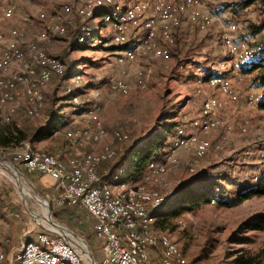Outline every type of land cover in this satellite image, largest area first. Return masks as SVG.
Listing matches in <instances>:
<instances>
[{"label": "rangeland", "instance_id": "1", "mask_svg": "<svg viewBox=\"0 0 264 264\" xmlns=\"http://www.w3.org/2000/svg\"><path fill=\"white\" fill-rule=\"evenodd\" d=\"M63 1L65 0H11L15 6L12 16L9 19H1L0 13V33L3 34L0 47L14 45L23 48L30 42L35 43L49 56L60 60L64 67H67L65 63L77 62L81 75L79 77L77 74L75 80L62 77L52 79L42 89L45 107L38 118L24 117L22 97L16 101L13 122L5 124L0 119V130L10 129L15 133L16 124V128L22 133L17 136L22 140L7 149L0 148V165L3 162L8 163L7 161L13 163L25 188L33 197L48 204L53 221L84 240L93 257L97 258V250L102 253L101 243L94 237L91 224L84 214L78 209L57 207L55 200L60 191L56 190L57 193L50 195L30 186L32 180L25 176L23 168L19 163L16 165L12 157L17 159L27 148L33 150V145L46 148L52 145L57 153L54 152V155L64 157L73 147L65 138L66 128L74 125L78 130H93L94 127L87 120L86 111L95 108L99 126L106 133L101 145H107L116 153L112 161L99 166L98 172L112 187L119 181L129 182L128 187H134L144 183L145 171L131 180L127 179V171L123 174H120V169L117 173L112 171V165L122 156L125 149L134 142L140 143L149 138L158 130L160 120L165 115H171V120H163L164 123L173 122L186 127L188 131L196 132L194 123L200 119L202 102L209 97H217L225 102L220 117L227 122L228 127L212 132L207 139L213 144L222 143V149L217 152L211 150L196 162L193 161L192 154L178 150V165H168L164 174L150 180L151 185L166 200L160 212H155V220L162 222L157 230L166 232L191 264H231L240 252L254 255L264 248V228L251 230L246 226L251 224L256 216L264 215V196H255L233 204L234 196L230 192L223 195V200L217 204L202 203L168 220L159 216L167 209L166 204L180 185L188 182L202 185L206 181L215 183L217 179L224 177L240 178L243 181L251 178L256 181L260 175L257 171L264 169V157L259 154L260 149L264 147V111H259L257 105H251L247 100V95L248 98H262L263 87L259 85L261 80H257L259 72L245 75L241 67L243 65L234 59L223 43V35L228 34L234 44L238 41L244 42L241 38L249 42L251 40L253 45L258 44L261 37H256L250 32L253 26L260 25L264 19L263 0H252L247 7L243 4L249 0H201L202 18L184 21L180 28L175 30L172 45L165 56L157 57L141 50L132 60L122 64L116 59L120 53L124 54L125 48L120 47L125 46L113 43L111 30L100 23L101 17L82 21L72 16L61 22L64 34L59 35L51 31V20ZM100 25L103 27L98 34ZM15 26H21L23 31ZM231 26L234 27L232 31ZM9 27L12 28L8 31V37H5L3 29ZM93 27L96 28L94 33L97 34L94 39L91 38ZM77 28L79 35L74 39ZM104 28L109 31L111 39L105 40ZM11 29L17 30L16 37L10 36ZM20 33L21 37L25 36L29 40L20 41ZM39 33L46 35L45 42L37 40ZM82 36L85 40L80 43L78 39ZM212 72H219L222 75L220 77L230 80L238 91V101L235 104L228 103L216 87L208 84L204 76L207 77ZM111 81H121L127 88L124 92H110ZM72 96L76 97V104L70 103L69 98ZM5 105L0 106V114L8 109ZM52 112L63 117L59 131L51 138L31 143V133L34 129L45 127ZM191 122L194 129L190 126ZM241 128H245V132H241ZM115 132L125 139L114 140L112 133ZM249 139L252 143L247 144ZM101 145L76 148L80 153L96 152ZM46 148L40 150L43 152ZM164 159L165 156L158 161ZM260 166L262 167L259 168ZM104 172L105 178L110 177V180L104 178ZM52 187L55 188L54 185ZM240 187H243L242 184ZM229 189L232 191L236 187L231 185ZM19 190L9 176L0 170V206L14 215L13 225L15 223L19 229L33 233L44 230V227L31 217L32 212H39L37 203L31 198L22 200ZM83 264L90 262L84 261Z\"/></svg>", "mask_w": 264, "mask_h": 264}, {"label": "bare ground", "instance_id": "2", "mask_svg": "<svg viewBox=\"0 0 264 264\" xmlns=\"http://www.w3.org/2000/svg\"><path fill=\"white\" fill-rule=\"evenodd\" d=\"M2 5L4 7L0 8L1 19H9L15 10V6L11 0L2 1ZM139 10H143V26H138L135 22H126V16L130 13H139ZM201 12V0H141V3L140 0H78L77 3L65 0L60 4L58 12L51 20V31L59 35L64 34L63 23L61 22L70 19L72 16L82 21L93 20L96 16L101 17L100 23L111 30L113 43L125 46L124 54L120 53L116 59L119 64H122V62L132 60L141 50L157 57L165 56L168 48L172 45L175 30H178L184 21H194L198 17L202 18ZM158 13L165 15L161 16ZM122 26H125V30H122ZM230 30H234V27L231 26ZM9 34L16 37L18 33L16 29H11ZM2 40L3 34L0 33V43ZM37 40L45 42L46 35L39 33ZM84 40L85 37L82 36L79 37L78 42L82 43ZM223 43L234 59L242 65H250L261 59L257 49L250 47L243 41L234 44L232 37L228 34L223 35ZM64 68L60 60L49 56L44 49L37 47L32 42L23 48L14 45L7 48L0 47V106L2 107L5 104V106H8V109L0 114L1 121L5 124L13 122L16 115V101L20 97L24 101L22 115L29 119L40 117L45 107L42 89L52 79L61 78L65 73ZM208 84L216 87L225 96L228 103L235 104L238 101L239 93L227 78L214 75L208 79ZM109 85L110 92L113 93L124 92L127 88L121 81H111ZM234 94H236V98ZM69 99L70 103H77L75 96ZM247 100L251 105H257L260 97L250 96L248 98L247 95ZM224 107L225 102L217 97H209L203 101L200 108V119L197 123H194L196 132H191L190 129L188 131L186 127H177L164 161H150L143 173L144 183L134 187H128L122 181L112 187L98 172L99 166L112 161L116 153L114 149L107 145H101V140L106 137V133L99 126V118L95 108L86 111L87 120L94 127L93 130H78L74 125L66 128L65 138L72 143L73 147L65 153L64 157L60 158L54 154L27 148L17 159H23L22 162H19V166L31 174H34V170L31 169L30 158L27 157L39 154L51 160L50 170L57 171L63 176L79 174L86 181L100 179L99 188L105 193L106 200L112 201L113 204L122 208L126 216L130 219H138L144 213L143 228H145L146 234L149 235V241L157 243V251L165 263L177 264V258L187 260L180 248L166 232H155L151 229L155 222V212L164 206L166 200L151 185L150 180L164 174L168 165L172 167L178 165L179 161L176 158L178 150L182 153L192 154L194 162L207 155L211 150L220 151L222 143L213 144L207 138L218 129H226L227 122L220 117ZM211 116H217V122L212 120ZM190 126L194 129L192 122ZM241 132H245V128H241ZM112 137L116 141L125 139L118 132L112 133ZM91 145L98 147L101 145V147L96 152H78V149ZM259 154L264 157V147L260 149ZM167 159V163L160 166V163L165 162ZM0 170L3 174H7L15 186L20 189L19 196L22 200L27 201L29 198L35 200L39 212H32L31 217L35 219L36 223L46 229L65 232L73 239L75 245L85 257V244L79 238L73 236L65 228L62 230L49 225L50 218L47 215V203L41 202L37 197L31 195L29 190L25 188V184L20 182L22 180L21 175L13 171L11 165L6 162L0 165ZM119 172L120 174L125 173L124 170H119ZM210 203L213 204L214 201L211 200ZM128 243L134 263L147 264V255L143 249L139 248L138 238L128 236ZM34 249L39 251L42 257H48L50 261H55L57 264H83L68 261V255L63 254V249L43 243L39 236H36L35 241L22 243L16 254L17 260L14 261V264H24L29 253ZM13 257V255L9 257L0 250V264H8Z\"/></svg>", "mask_w": 264, "mask_h": 264}, {"label": "trees", "instance_id": "3", "mask_svg": "<svg viewBox=\"0 0 264 264\" xmlns=\"http://www.w3.org/2000/svg\"><path fill=\"white\" fill-rule=\"evenodd\" d=\"M252 0H249L248 2L244 3L243 6L247 7L248 4L251 3ZM264 2V0H263ZM234 23V22H233ZM237 24V23H235ZM101 27L99 32H101ZM96 28H92L91 30V38L96 37V33H94V30ZM264 19L260 25L253 26V30L250 32V34L253 32L254 36L258 37L260 36L261 39L259 40L257 45H253L252 41L250 42L245 39L241 38V40L246 41L251 46H253L261 55V59L257 62H253L250 65H243L242 69L244 70V74L252 73V72H259L257 80L260 81V87H263V93L262 98H260V101L257 104V108L259 111H264ZM99 34V33H98ZM79 35L78 28L74 32V39L76 36ZM104 38L105 40L111 39V36L109 34V31H107L104 28ZM108 36L110 38H108ZM245 42V43H246ZM250 46V47H251ZM252 47V48H253ZM118 48V47H116ZM125 48V47H120ZM64 63L65 61L60 58ZM67 68L65 70V73L62 76V79H72L75 80L76 77L79 75V66L76 65L77 62H73L72 64L65 63ZM78 74V75H77ZM218 75L222 76L219 72H212L210 73L206 78L208 79L211 76ZM81 77V75H79ZM74 85V84H72ZM165 120H171V115H165L162 116L160 120V124L158 127V130L155 131L150 135L149 138L144 139L140 143L134 142L131 146L127 147L122 154L120 158L112 165V171L113 173H117L118 170H124L125 172H128L127 179L131 180L136 178L137 176L141 175L146 167L147 164L150 161L153 160H159L162 159L165 154L166 150L170 146L172 142V137L175 132V129L179 127L176 123H164ZM63 122V117L58 116L57 113L52 112L49 117L48 121L45 127H40L38 129H34V131L29 136V141L31 143L38 141L39 139H45V138H51L57 131H59V128L61 126V123ZM17 133V134H16ZM21 135V131L15 127V133L10 129H1L0 130V148L1 149H7L14 144H17L18 142H21L22 138H18L17 135ZM51 154V153H48ZM260 166L259 168H261ZM259 173V179L256 181H252L251 178H248L247 181H243L240 178H229L224 177L221 179H217L215 183L214 181H206V183L197 184L194 182H188L183 185H180L172 198H170L169 202L166 204V210L162 211L159 216L161 218H164V220L172 219L177 217L180 212L191 210L194 207L199 206L202 203H210L211 200L214 201V204L220 202L223 200V195H226V193H233L234 199L233 204H237L242 202L243 200L255 197V196H264V169H260L257 171ZM106 180H110V177H106ZM242 184L243 187H240ZM235 185L236 189L230 191L229 186ZM207 191H209L207 193ZM63 209H74V207L69 206H63L61 207ZM160 212V211H159ZM158 212V213H159ZM157 213V214H158ZM156 214V215H157ZM87 220V219H86ZM90 224L91 222L87 220ZM161 221H156L152 225L151 229L152 231L158 232L157 229H159V225H161ZM248 228H251V230H262L264 228V215L256 216L251 224H247ZM162 232V231H159ZM231 264H264V248L260 249L256 254L254 255H246L242 252L238 254Z\"/></svg>", "mask_w": 264, "mask_h": 264}, {"label": "built area", "instance_id": "4", "mask_svg": "<svg viewBox=\"0 0 264 264\" xmlns=\"http://www.w3.org/2000/svg\"><path fill=\"white\" fill-rule=\"evenodd\" d=\"M2 7L4 5H2V0H0V8ZM142 12L143 10H139V13H130V15L126 16V22H135L138 26H143ZM158 15L164 16L165 14L158 13ZM122 30H125V26H122ZM39 71L41 70L39 69ZM234 97L236 98V94H234ZM211 119L217 122V116H211ZM27 158H30V167L34 170V174L49 177L54 183L55 190L60 191L59 196L55 200L57 207L80 206L87 216L93 220L92 231L94 237L102 243V257L99 261L95 260L97 264H136L131 255L128 236L138 238L139 248L143 249L147 255V264H167L161 259L160 253L157 251V243L149 241V235L146 234L145 228H143L144 213L138 219H130V217L126 216L122 208L113 204L112 201L106 200L105 193L99 188L100 179L86 181L79 174L63 176L57 171L50 170L51 160L48 157L36 154ZM22 160L12 157V161L16 165ZM167 161L168 159L165 162H161L160 166H163ZM105 175L106 172H104V178ZM31 232L26 231L23 237L31 234ZM36 236H39L43 243L63 249V254L68 255V261H74V263L88 261L79 251L73 239L65 232L44 228ZM5 244H7L6 240ZM15 260H17L16 250H14V257L10 259L8 264H14ZM189 263L188 260H179L177 258V264ZM24 264L57 263L50 261L48 257H42L39 251L34 249L29 253L28 259L25 260Z\"/></svg>", "mask_w": 264, "mask_h": 264}, {"label": "crops", "instance_id": "5", "mask_svg": "<svg viewBox=\"0 0 264 264\" xmlns=\"http://www.w3.org/2000/svg\"><path fill=\"white\" fill-rule=\"evenodd\" d=\"M205 12H207V11H205ZM15 27L20 29V30L22 29L21 26H15ZM10 28H12V27L3 29L5 37H8V31H9ZM21 31H23V29ZM28 40L29 39L25 38V36L21 37V33H20V41L27 42ZM15 121L16 120H14V122ZM15 126L18 127L16 124H15ZM227 127H228V125H227ZM246 143L250 144L252 142L249 139V141H247ZM42 148L44 149L46 147H42L41 145L39 147H36V145L32 146V149L35 150V151H41L40 149H42ZM44 151L46 153H51V154H55L56 153L55 147H52V145H50L49 148L47 147ZM22 171L25 174V176H28L32 180L30 182V186H33L34 188H38L39 190H43L45 194L49 193L50 195H52V194H54V192L57 193L55 188L52 187V185H54V183H53V181H51L49 179V177L42 176V175H39V174L27 173L23 169H22ZM125 184L128 186L129 182H126ZM74 208H76L79 211H81L84 214L85 219H87V220H89L91 222V231H92L93 220L90 217L87 216V214L82 209V207L75 206ZM3 214H4V216H2ZM0 217L2 218V219L0 218V250L5 252V254H7L9 257L12 256V255L14 256V250H16V254H17V252L20 249L22 243L27 242V241H35L36 235L41 232V231L36 232V233L31 232L33 234H29V235H26V236L23 237V234L26 231L19 229L16 226L15 223L13 225V221H14V218H15L14 215L4 211V209H2L1 206H0ZM5 240L7 241V244H5ZM98 243L100 244L101 242L98 240ZM96 256H97L98 259L97 258H94V259L95 260L97 259V261H99V259L102 257V253L100 252V250H97V255Z\"/></svg>", "mask_w": 264, "mask_h": 264}, {"label": "water", "instance_id": "6", "mask_svg": "<svg viewBox=\"0 0 264 264\" xmlns=\"http://www.w3.org/2000/svg\"><path fill=\"white\" fill-rule=\"evenodd\" d=\"M2 160V159H0ZM7 161V160H6ZM9 164H11V168L13 171H15L16 173L19 174V171L15 168V166L13 165V163H11L10 161H7ZM40 200V199H39ZM41 201V200H40ZM47 207V215L48 217L50 218V221H49V225L50 226H55L56 228H61L63 230V228L61 226H59L57 223H55L51 217V213L49 212V207H48V204L46 205ZM67 230V229H66ZM69 232V230H67ZM71 232V231H70ZM71 234L77 238H79L84 244H85V251H86V256H85V259H87L90 264H97L95 259L92 257V254H91V251L89 249V247L87 246V244L85 243L84 240H82L80 237H78L77 235H75L73 232H71Z\"/></svg>", "mask_w": 264, "mask_h": 264}]
</instances>
